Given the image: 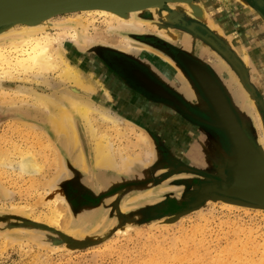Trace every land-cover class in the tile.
I'll return each mask as SVG.
<instances>
[{
    "label": "rangeland",
    "instance_id": "1",
    "mask_svg": "<svg viewBox=\"0 0 264 264\" xmlns=\"http://www.w3.org/2000/svg\"><path fill=\"white\" fill-rule=\"evenodd\" d=\"M194 2L199 5L204 2L209 10L213 9L218 13L215 17L209 16V14L208 16L211 22H214L215 27L218 26L217 28L221 30L223 36H217L209 30L205 23L207 20L202 22L188 16L189 14L183 7L175 6L177 5L175 2L164 3L160 8L156 7L153 10L150 8L139 11L135 18L142 23L140 31H132L128 28L116 29L113 23L98 17H87L88 23H84L82 16L78 19L77 15L61 14L58 17H53L55 24L51 31L64 25L63 22L66 20V24L74 27L78 33L79 43L85 41L87 46L81 47L82 49L78 48V44L74 45L68 40H61L60 43L62 42L66 49L65 60L82 71L81 75L85 78L91 79L94 91L92 93L79 92L80 89L60 81L56 72H51L45 82L36 80L32 76L21 75L22 81L15 80L13 83L1 85L0 90H6L5 95L0 94V143L2 148L7 149L11 143H17L23 149L26 147V143L13 134L14 124L35 128L49 141L52 149L56 148L53 150L57 153L59 165L57 170L50 165L42 168V172L34 176L39 185L33 190L28 188V175L21 173L25 176L22 175V179H20L17 171L1 168L6 172L5 174L0 173L2 188L6 194L5 196L0 194V264H264V210L236 204L240 199L230 190L229 175L232 170L226 171L228 178L225 187L227 189L210 197H207L205 193L196 204L187 207L182 200L185 190L182 183L189 182L194 177L186 174L168 175L169 170L167 169L153 175L146 171L141 173L142 171L139 169H135L137 173L134 174L125 172L116 174L96 169L92 164L94 140L88 136L83 123L77 116L74 118V125L83 166L78 165V168L75 165L74 167L71 158L64 150L62 151L60 141H56L57 134L42 125L44 123H41V120H44L46 111L44 112L43 109L36 108L32 104L33 94L38 92V94L51 97L52 95L60 97L63 93L75 95L76 99L78 97V99L89 103L98 112L107 113L115 117L114 119H118L114 123L102 122L97 114H93L91 119L96 133L98 135L104 133L109 137L116 162L121 156L127 158L131 156L130 159L138 158L136 159L137 163L145 164L140 158L142 155L140 148L134 147L137 141L135 132L139 133L140 131L138 132L131 126L122 125L121 120L117 118L119 116L115 112L107 110L108 104L116 102L112 97L115 89L119 91V88L123 87L116 84L114 90H110L109 71L107 68L103 69V62L100 61V58H104L103 56L107 54H100V52L122 55L131 61L143 63L156 76L163 78L164 75L151 61L163 65L168 64L171 67L174 66V63L172 58L167 57L155 44L161 42L171 46L174 50L173 55L179 51L183 52L180 49L183 46L182 31H178L179 26L184 25L185 22H191L189 27L191 31L194 28L205 29L211 40H203L207 52L195 48V52L192 53V47H187L186 50L189 53L186 54L192 53L195 56L204 52L201 57H208L213 64H219L218 69L221 70V64L228 68V72L222 70L224 90H226L232 107L235 108L239 116L241 115V122L243 121V125L251 133L257 157L262 161L264 155V145H261L264 144V80L255 85L252 83V78L259 77L263 72L259 73L258 70L250 67L251 58L256 57L257 53L253 52L252 54L249 48L253 44L255 46L257 42L247 44L253 35L247 34L249 29L243 27V23L240 24V17L247 14V19L249 18L248 20H251L255 26L250 25L251 29L264 30L261 26L254 24L255 13H259L264 18V0H194ZM260 15L258 19L263 22ZM76 18L80 22L79 24H84V27L78 26ZM226 24L228 27L225 31L223 27H226ZM109 25L112 29L108 30ZM20 26H14L13 29H19ZM68 30H72V28ZM85 32L84 36L82 33ZM170 32H174L175 38H169ZM197 33L202 35L198 30ZM245 34L246 37H243ZM260 35L262 34L257 35V39L262 40L259 44L264 45V34L261 37ZM87 38L91 39L89 43H86ZM224 39L240 43L243 47L248 45L243 49L246 53L250 50L247 54L251 60L248 59L247 65L242 63L233 45L229 46ZM2 41H0V47H7V44H10L9 41L5 40L7 43ZM125 43H131V48L127 49ZM192 45L195 47V45L203 44L193 39ZM257 47L262 49L259 46L254 48L258 50ZM87 54L92 57L97 56L101 66H93L90 61L88 63L86 59H83ZM173 57L176 60L178 55ZM221 60L223 63L218 62ZM169 74L172 77L175 73ZM238 76H240L241 82H238ZM74 88L77 89V93H73L71 90ZM20 89H25V92ZM243 92L248 96L249 101L254 103V107L247 104V101L241 97L244 95ZM223 94L220 100L224 106L229 107ZM6 101L12 103H6V105L3 103ZM22 110H27L26 112L32 115L26 122L14 113L16 111L22 113ZM225 113V111L222 112L221 125L229 134L230 145H235L236 135L232 131L231 123ZM228 114L232 116L231 112ZM259 122L262 127L258 124ZM233 123L238 129L239 138L246 143L242 130L235 119ZM116 128L123 132V136L116 137L114 132ZM162 151L160 150L154 155L160 156ZM156 159L155 164L161 166L162 159L158 158L159 163ZM16 161L17 159L13 162V166ZM204 162L213 164L214 158ZM150 168L147 170H151ZM61 175L62 177H60ZM102 175L106 178L105 186L103 182H100ZM74 186L77 187V192L75 190L71 196L70 189ZM194 187L197 186L194 185ZM43 191L46 192L44 196ZM72 198L76 201L82 199V201L80 204L74 203V205ZM55 199L54 208L58 214L59 222L56 220L54 227L43 223L40 220V215ZM90 199L98 200L97 204L93 205L91 202L88 204ZM167 200L176 201L177 207L173 208L174 211L164 215L159 213L156 218H145L146 210L160 207ZM223 204L233 205L237 208L224 209L221 208ZM35 225L45 226L46 229L37 228Z\"/></svg>",
    "mask_w": 264,
    "mask_h": 264
},
{
    "label": "bare ground",
    "instance_id": "2",
    "mask_svg": "<svg viewBox=\"0 0 264 264\" xmlns=\"http://www.w3.org/2000/svg\"><path fill=\"white\" fill-rule=\"evenodd\" d=\"M175 3H177V5H175L176 7H178V6L183 7L184 10L186 11V13L189 14L188 16H190L194 19H197L198 21H202V22H205L207 20V22H205V23H206V25H208L209 30H211L212 32L217 34V36L222 35L221 30H219V28H217L218 26L215 27V25L213 24L214 22L212 23L211 20L209 19V16L215 17V15H217L218 13L215 12L213 9H212V11L209 10L204 5V2H203V4H200V5L195 3L194 0L189 1V2H175ZM222 3H223V1H222ZM123 7H124L123 5H119L117 7H115L113 5H105L102 7H93L90 9H83L80 11H72L68 14H71L74 16L77 15L76 17H78V19L81 18V16H82L84 18V21H83L84 23H86V22L88 23V19H86L87 17H92V18L98 17L100 19L108 20L109 23H113L114 27L116 29L119 28V29L123 30V29L128 28L132 31H138V30L140 31V29L142 28V23H141V21H139L138 19L135 18V16L137 14H139V11L134 12L132 10H129L126 12H122L121 8H123ZM153 9L154 8H151L150 10H153ZM213 11H214V13H213ZM211 12H212V14H211ZM208 14H209V16H208ZM244 15H243V17H240V24L243 23V27H245V28L247 27V29H249L248 30L249 32L247 34L254 36V37L252 36L251 40L247 41V42H249L247 44L250 45L251 43L253 44L256 42L258 44L262 40H258L257 35L258 34L263 35L264 30L260 29L258 31V30H255V28L251 29L250 27L251 26L253 27L254 25L252 24L251 20H248L249 18L247 19V14L245 16ZM58 16H60V15L58 14L56 17H58ZM78 19L76 18V20H75L77 22V24L80 23V22H78ZM53 20H54L53 16L49 17L48 15H45V16L40 15V16H35L32 19L30 18L29 20H27L23 24L19 23L16 25H9V26L0 28V41L3 40L2 42H4L6 40V41L10 42V44H7V47H0V87H1V85H4V84L13 83V81H15V80L22 81L23 79H22L21 75L22 76H32L36 80H39V81L41 80V82H45L47 80V76L51 72H56L60 81L67 83V84H70L73 87L80 89L79 92L82 91L85 93H92L94 91V86L91 85L92 84L91 79L85 78V76L81 75L82 71L77 69L75 66L69 64L65 60L64 52L66 49H65V46H63V43L62 42L60 43L61 40H68L72 44L74 43V45L78 44V46H79L78 48L82 49L81 47L87 46L85 44V41L82 43H79L78 33L74 30V27L68 26L65 22L66 20L64 21V19H63L64 25H60V26H58V28L56 27L57 30L51 31L52 27H54V24H55V23H53ZM254 22H255L254 23L255 25L257 24L258 26H261V28L264 29V23L259 21L258 16L254 17ZM17 25H21L19 27V29H15V28L13 29V27L17 26ZM86 25H88V24H86ZM78 26L84 27V24H79ZM258 26H257V28H258ZM71 28H72V30H68ZM223 28L225 31L227 30L226 27H223ZM107 29L108 30L112 29V27L109 25ZM82 34L85 36L86 32L82 33ZM173 34H174V32H170L169 38H171V37L175 38V36ZM262 35H260V37ZM192 37L188 38V34H181L182 44L184 47H190L191 46L192 41L190 40V38H192ZM243 37H246V34H245V36L243 35ZM85 39H86V37H85ZM79 40H81V39H79ZM90 40H91L90 38H87L86 43H89ZM224 41L227 44H229V46L231 45V47L233 45V48H234L235 52L237 53V55H239L242 62L245 65H247L248 59H250L249 55L247 53H249L250 50H248V52L246 53L243 49L245 47H247L248 45H245L243 47L242 44L235 43V42L233 43V41L229 42L228 39H224ZM57 43H58V45H57ZM257 44L255 46H257ZM126 45L127 46H125V45L124 46L127 49L131 48V43H127ZM255 46L253 44V46H251L249 48V49H251L250 52H252V54H253V52L257 53L256 57L251 58L252 60L250 59L251 60L250 67H252L256 71L258 70L259 73L263 72V74L259 75V77L255 75L256 78H252V83H254L255 85H258L259 83H261V81L263 82V80H264V65H262V63L264 62V49H262L261 51H259V50L257 51L254 48ZM195 48L200 50V51L207 52V50H205L207 48H204L203 46L201 47L200 45H195ZM257 49H258V47H257ZM204 52L202 54L201 53L200 54L204 55ZM70 56L72 57V55H70ZM96 57H94V56L92 57L90 54H87V56H84L83 59H86V61H88V63L90 61L93 64V66L100 67L101 66V63H100L101 59L99 61V59H97ZM261 65H262V67H261ZM85 68H86V66H85ZM103 69H106V67L104 66ZM227 69L228 68H226V66L224 64H221V70L226 71ZM227 72H228V70H227ZM15 75H16V77H14ZM228 77H230V76H228ZM119 89L121 90V88H119ZM71 90L73 91V93L74 92L77 93V91H76L77 89L75 90V88H74ZM5 91L6 90H3V89L0 90V94L5 95L6 94ZM20 91L25 92V89H20ZM38 93L33 94L32 104L34 105V107H36V108L38 107L40 109H43L44 112L46 111V115L44 114L45 118L43 117L44 120L43 121L41 120V123H45L47 127H49L51 130H53V132H55L58 135L57 140L60 141L62 151L64 150V152L67 154V156L71 158V160H72L71 162L74 164V167H75V165H77V166L82 165L83 166V159H82L81 152L79 150V142H78V137H77L75 125H74L75 116H77L78 119L80 120V122L83 123L84 129H85L86 133L88 134V136L89 137L91 136L94 140L93 141L94 147L92 148V151H93V154H92L93 163L92 164L94 165V167L96 169L106 170V171L112 170V171H118V172L123 171L124 172L129 168L131 169V167L134 163H137L136 159H138V158H136L134 160V159H130L131 156L129 158H127V157H123L121 155H120L121 157L118 156L120 158H119V160L116 159L118 161V162H116L115 161V155H114V153H112L113 150L111 147V142H110L109 137L104 133L98 135L96 133L94 127L92 126V123H91V119H92L93 114H97V116H99V118L102 122L104 121V122H108V123L109 122L114 123L118 119H114L115 117H112V116L108 115L107 113L98 112L96 108L92 107V105H90L87 102H84L81 99H78V97L76 99L75 95L74 96L70 95L71 93L70 94L69 93L68 94L63 93V94H61L60 97L53 96V95L51 97V96H48L46 94H45L46 96H44V95H41ZM243 94L244 95H241V97L247 101V104L254 107V103L252 101H249L248 96H246V94L244 92H243ZM187 95L191 99L197 100L196 93H194V91L190 88H188V90H187ZM3 103L4 104H6V103L10 104L12 102L6 101ZM8 108H10V107L8 106ZM12 108H13V106H12ZM26 111L22 110V113L17 112V111L14 113H16V115L20 119L27 120L32 115ZM258 124H260V127H262L260 122ZM79 126H78V128H79ZM130 131H132V130H130ZM12 132H13V134H16L23 142L26 143V147L23 149L17 143H11L8 146V148L6 149V148H2L1 143H0V173L1 174L6 173L5 171L1 170V168H4V169H11V170L17 171L19 174L18 177L20 179H22L23 174L28 175L29 176V177L27 176L29 178L28 179V183H29L28 188H29V190H33L34 188L38 187V185H39V182L36 180V178L34 176H36L37 174L42 172L41 171L42 168H45V166L50 165L53 169L57 170L59 163H58L57 153H55V151H54L56 148H53L54 149L53 150L49 141H47L46 138L40 132H38L35 128L33 129V128H28V127L23 126V125L14 124L12 127ZM114 132H115L116 137L123 136V132L119 128H116L114 130ZM135 134L137 137V141L135 142L134 147L140 148V151L142 154V155H140L141 161H144V163L147 164L150 160V157H151L150 149H149V146L147 145L148 141H147L145 135H143L142 133H140V132L136 133L135 132ZM0 141H1V139H0ZM263 142H264V135H263ZM261 145H264V144H261ZM239 148H240V146H237L236 149L239 150ZM114 152H116V151H114ZM263 154H264V152H263ZM223 157H224V160L226 161L225 154L223 155ZM14 159L15 160L17 159V161H16V164L13 166V162L15 161ZM262 159H263L262 160L263 166L261 168H258L257 162L248 163V165H246L245 170H244V174L240 178L239 184H238L240 191H241V193L239 195H241V194L248 195L249 194V196H259V195L264 194V155H263ZM79 166H78V168H79ZM21 173H23V174H21ZM60 173L62 174L63 172H60ZM23 176H25V175H23ZM60 177H62V175ZM100 182H103V184L105 186L106 178L103 175H102V179H100ZM1 183L2 182H1V176H0V194L5 196L6 192H4ZM43 193H44L43 194V196H44L46 194V192L43 191ZM57 201H59V200H57ZM55 203H56V199L53 200L52 202H50V204H48V206L44 209V213H42V215H40V217H41L40 220L43 223H45L49 226H54V227H55L54 222L58 219V214L56 213L55 208H54ZM226 204H223L221 206V208L231 210V209H234L236 207L233 205H226ZM67 210H68V208H67ZM60 212H61V210H60ZM79 214H81V213H79ZM81 215H83V214H81ZM78 218H80V217H78ZM133 219H134V217H133ZM74 232H76V231H74ZM74 235H76V234H74ZM87 237H88V235H87ZM81 238H80V240H81ZM1 244H2V241H1ZM261 246H262V244H261Z\"/></svg>",
    "mask_w": 264,
    "mask_h": 264
},
{
    "label": "flooded vegetation",
    "instance_id": "3",
    "mask_svg": "<svg viewBox=\"0 0 264 264\" xmlns=\"http://www.w3.org/2000/svg\"><path fill=\"white\" fill-rule=\"evenodd\" d=\"M256 16L259 17V13H255ZM261 16V15H260ZM263 18V16H261ZM264 23V18H263ZM191 22H185L184 25L179 26L178 31H182L181 34H188V38L193 42V39L197 42H200L201 46L205 47L203 39H209L211 38L206 34L207 31L200 30L199 28H194L192 32L191 29H189ZM195 26V25H192ZM196 27V26H195ZM197 30L202 34L197 33ZM199 34V35H195ZM210 35V34H209ZM199 38V39H198ZM201 39V40H200ZM191 42V44H192ZM156 47L159 48V50H162V52L169 58L174 59V55H178V58H184L186 60L187 66L190 67V70L194 72L196 71H204L201 68V65H197L195 59L191 58L188 54V50H186L187 47H184L183 44L180 49H182L183 52L179 51L176 52L174 55L172 52L173 48L169 45L162 44L161 42H158L155 44ZM217 46V45H215ZM191 52H195V47L191 46ZM188 51V52H187ZM107 54L104 55V58H100L103 62L102 64L106 68H111L114 70L115 74H118L121 76L123 81L127 84L129 88L127 90H121L119 89V92L124 94L126 91L130 96L137 99L136 103L133 104V98L131 99V103H127L133 106V108H140L137 109L135 114V120L142 126L149 128L150 132L152 127L158 131L154 137L161 142H163L164 149L161 150L163 154L162 164L159 166V171L162 170H169L168 175H178V174H186L189 175L192 178L189 182H183L182 184L185 186V190L183 193V203L185 206L189 207L190 205L196 204V202L199 200V198H202L205 193L207 194V197L212 196L213 194H216L218 192L223 191L224 189H227L225 187V183L227 182V176L226 171L232 170L231 174L229 175V179L231 181V191L240 194V188H239V180L244 174V171L242 169H245L246 165L248 163H255L257 162L258 168H261L263 165V161H260L258 159V155L255 149L254 142L252 141L251 133L248 131V128L243 125V123L240 120L239 114L236 112V110L232 107L230 104L227 94L224 91V97L226 98V102H228L229 108L231 109V113L234 116V119L237 121L239 128L242 130V133L245 137L246 143H240V148L237 150V145H230L229 136L226 132H221L220 130L212 129L207 124L203 122L204 119V113L210 116L211 120L209 123L216 124L219 123L217 119V114L212 109L213 107L210 105V103L205 99L203 94H201L196 87L195 92L197 93L198 97L197 100L191 99L187 95V90H175L173 88H169L158 76H156L147 66H145L143 63H137L134 61H131L127 59L126 57L118 54H112L108 52H100V54ZM190 54L194 57V54ZM99 57V56H98ZM151 63L161 72L162 75H164L167 78H170L171 72H173L172 68L168 64H160L159 62H153ZM243 63V62H242ZM182 65V64H181ZM200 66V67H199ZM248 69V68H247ZM184 71V69H182ZM208 72V71H207ZM205 73V71L203 72ZM209 73V72H208ZM236 76V75H235ZM239 82H241L240 76L237 77ZM236 78V80H237ZM143 80V81H142ZM132 86V87H131ZM136 90H135V89ZM135 91H132V90ZM250 92V90L246 89ZM212 97V94H211ZM121 100L118 99L115 102V105L119 103ZM123 102V101H122ZM125 103V102H123ZM180 106L184 107L185 111L182 112V109ZM170 107L176 110L178 113H180V116L183 117V119L191 121L197 125L196 128H198V132H196L193 136L194 137V143L197 145V148L200 150L204 149L205 143L208 142L209 146H211V151H209V154H212L213 157H216L217 164H208L204 161L211 160V157H206L203 159H200L199 162H196L190 156L188 153V150H185V152L177 153L176 151H171L170 146H172L173 142H176L178 134H172V125L174 124V120L170 116V110L167 111L166 108ZM159 108V109H157ZM181 110V111H180ZM157 111H159L157 113ZM188 112V113H187ZM126 113L123 112V115ZM226 118L228 119L226 113ZM222 124V123H221ZM200 128H206L211 129L213 139L206 140V137L203 132L199 131ZM175 130V129H174ZM170 138V139H169ZM178 141H181L180 139ZM168 145L169 151H166V146ZM199 146V147H198ZM196 148V149H197ZM167 149V150H168ZM228 158L227 161L224 160V155ZM239 153V154H238ZM233 155V156H232ZM171 156V157H169ZM239 158L240 164L237 165L236 159ZM248 161V162H247ZM230 163V164H229ZM159 165V164H158ZM256 165V164H255ZM228 166V167H227ZM260 166V167H259ZM255 169V168H254ZM256 170V169H255ZM159 171H154V173H149L150 175L158 174ZM204 178L202 180H199L197 178ZM181 184V185H182ZM196 185L197 187H194ZM235 186V187H234ZM196 188V189H195ZM77 192V187L74 186V188L70 189L71 196L73 193ZM214 193H213V192ZM82 198L83 195H82ZM82 201V199H81ZM79 199L73 200L72 203L80 204L81 202ZM92 203L95 205L98 201L90 199L89 203ZM175 200H167L162 204L160 207L157 208H150L149 210H146L145 218H156L159 216V213H162L164 215L165 213H168L170 211H174L173 208L177 207ZM75 205V204H74ZM82 205V204H81ZM160 208V209H159Z\"/></svg>",
    "mask_w": 264,
    "mask_h": 264
},
{
    "label": "crops",
    "instance_id": "4",
    "mask_svg": "<svg viewBox=\"0 0 264 264\" xmlns=\"http://www.w3.org/2000/svg\"><path fill=\"white\" fill-rule=\"evenodd\" d=\"M227 27L228 26L226 24V28ZM192 32H194V31H192ZM195 35H197V34H195ZM199 36H201V35H199ZM203 40H205V39H203ZM259 43L257 44V46H259V47L261 46L262 49H264V45L262 43L261 44H259ZM258 50H260V48H258ZM189 56L191 58H196L195 61H196L197 65L200 64L201 68L205 71V73H203L204 71H201V70L196 71V72H195V70H194V72L191 71L190 67L187 66V64H186V60L184 58L182 59V58L177 57L176 58L177 61L175 59H171L172 62L174 63V66L172 65L173 68L170 66L175 74L170 78H167L165 76L163 78H160L158 76V78H160L162 80V82H164L169 88H173L175 90L180 89V90L186 91V90H188V88H190L194 91V93H196L195 88H194V87H196L198 89V91L201 94H203L205 99L213 107L212 109L217 114V119L219 121V123H216V124L209 123L211 118L209 115L204 113V119L205 120H203V122L205 124H207V126H209L212 129L220 130L221 132H223V134H224V132H226L228 134L227 130H224L222 128V125H221V123L223 121L222 112L223 111L226 112L229 123L234 122V116L233 115L231 116L228 114V112H231V109L228 106L224 107V105H223L224 103H222V101L220 100L224 91L226 92V90H224L225 86L223 85L224 84L223 83L224 78L222 76L223 71L218 69L219 64H213L212 62H210V59L208 57L204 56V58H203V57H201V55H195L194 57L192 55H189ZM218 62L223 63L222 60L218 61ZM182 69H184V71ZM108 71H109L108 73L110 74L109 75V83H110L109 88H110V90L111 89L114 90V85H116V84L117 85L119 84L120 86H122L123 90H127V88H129L127 86V84L123 81L121 76H119L118 74H115L114 70L109 68ZM135 90H132V91H135ZM113 94H114V96H112V97L114 98V100L120 99L121 101L119 103H117L116 105H115V103L111 104V105L108 104L107 110L115 112V114L117 116H119L117 118H119L121 120L122 125L131 126L134 129L142 132L145 135V137L148 141V146H149L150 155H151V157H150L151 161L149 160V162H148L149 164L148 163L147 164L134 163L132 165L131 169L129 168V170H126L124 172L126 174H131V173L134 174V173H137L136 172L137 170H135V169H139V171L140 170L142 171L141 173H144V171H146V173L149 174V173H154V171H159L158 170L159 166L156 165L154 161L157 158L156 160L158 162L159 157L161 159H163V154L162 155L159 154L160 156H158V154H156V156H155L154 153H156V152L159 153L160 152L159 149L165 150L164 149L165 147L163 145V142H161L160 140H158L154 137V135L158 131H156V129L152 127L151 132H150L149 128H146V127L140 125L135 120L134 116L136 114V111H137V109H140V108H133V106H131L129 104L127 106V103H131L132 102L131 99L133 98L132 96H130L128 94L127 91L124 94H121L119 91H116V89H115V93H113ZM211 94H212V97H211ZM109 96L111 97V95H109ZM133 100H134L133 104H135L137 99L133 98ZM216 100H220V101L217 102ZM122 101L125 103H123ZM180 108L182 109V112L185 111L184 107L180 106ZM157 109H159V108H157ZM162 109H164V110L166 109L167 111H169L170 107H166V108H162ZM171 109L172 110L169 111L170 112L169 114H170L171 118L174 120V124L172 125L173 130L171 133L173 135L178 134V136H177L176 142H173L172 146H170V148H171L170 150L173 152L176 151L177 153H179V152L182 153V152H185V150H188V153L190 154V156H192V158L194 160H196V162H199L200 159L212 156L213 153L209 154V151L212 152V150H211L212 148H211V146H209L210 143L209 144H208V142L205 143L206 145H204V149H202V150L197 148V145L194 143V140H193L194 137L193 136H195L194 134L196 132H198V128H196L197 125L191 121L183 119V117L180 116V113H178L179 111L177 112L173 108H171ZM123 112H125L126 114L123 115ZM158 112L159 111H157V113ZM199 131L204 133L206 140H208V139L212 140L213 139L211 129L207 130L206 128H200ZM228 136H229V134H228ZM179 139L181 141H178ZM167 149H168V145L166 146V151L168 152L169 149L168 150ZM169 157H171V156H169ZM213 158H214V164H217L216 157L212 156L211 160H213ZM149 167H151L150 168L151 170H147ZM132 169L134 170L133 172H132ZM108 172L116 173V174L124 173L123 171L118 172V171H112V170H109ZM138 173H140V172H138Z\"/></svg>",
    "mask_w": 264,
    "mask_h": 264
},
{
    "label": "water",
    "instance_id": "5",
    "mask_svg": "<svg viewBox=\"0 0 264 264\" xmlns=\"http://www.w3.org/2000/svg\"><path fill=\"white\" fill-rule=\"evenodd\" d=\"M189 1L193 0H0V28L9 25H16L19 23L23 24L24 22H26L30 18L32 19L35 16L48 15L49 17H54L58 14L61 15L70 13L72 11H80L93 7H102L105 5H113L115 7L123 5L124 7L121 8L122 12H126L129 10L137 12L150 8L160 7L162 4L167 2ZM23 120L24 122H26L25 119ZM42 125L46 128H49L45 123ZM231 129L236 135V139L234 141L235 145L243 143V140L239 138V134L237 132L238 129L236 128L234 123H231ZM55 139L56 141H58V135ZM240 162H242V160L240 161L239 158H237V165L240 164ZM242 170L244 171L245 169ZM233 195L240 199V201H237V203L234 202L236 204L264 210V194L259 196H249V194L239 195L233 192ZM35 226L37 228L46 229V227L42 225Z\"/></svg>",
    "mask_w": 264,
    "mask_h": 264
}]
</instances>
